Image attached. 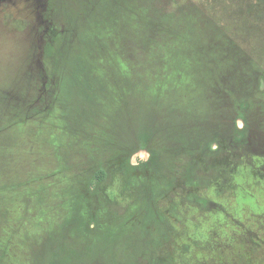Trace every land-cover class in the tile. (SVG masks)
Returning <instances> with one entry per match:
<instances>
[{"label":"rangeland","instance_id":"1","mask_svg":"<svg viewBox=\"0 0 264 264\" xmlns=\"http://www.w3.org/2000/svg\"><path fill=\"white\" fill-rule=\"evenodd\" d=\"M261 1L0 4V264H39L54 237L57 248L64 242L69 255L78 247L84 252L73 264H264V179L251 176L244 165L239 168L242 175L220 191L215 183L210 189H186L183 185L189 184L184 182L180 188L176 179L167 194L159 196L151 189L147 199L140 196L141 185L128 195L116 192L110 178L106 194L127 199L115 198L109 206L101 198L99 229L91 236L73 229L65 216L69 204L67 209L80 207L73 195L87 164L110 158L121 138L132 143L135 137L122 133L133 128L128 118L138 98H149L142 101L146 119L160 135L177 128L179 119L207 124L228 116L229 109L247 108V118L257 123L251 120L247 126L239 119L226 136L233 147L254 139L252 148L261 151H240L239 160H258L264 152L257 145L264 144V102L256 99L263 79L252 66L264 71ZM172 13L184 16L176 24L164 22L162 15ZM159 24L186 29L176 31L177 41L163 39L166 44L153 54L175 53L176 66L190 77L172 76L147 88L151 82L143 85L138 78L137 59L143 60L139 56L145 45L155 41L154 30L164 29ZM138 30L137 38L133 34ZM127 33L132 36L127 38ZM243 100L248 106L238 105ZM50 101L52 116L46 112ZM169 107L174 115L166 113ZM66 121L71 123L67 133L62 130ZM208 143L207 151H217L215 141ZM43 156L56 170L49 185L39 165ZM151 156L149 148H136L127 163L141 165ZM204 199L215 205L204 207Z\"/></svg>","mask_w":264,"mask_h":264},{"label":"trees","instance_id":"2","mask_svg":"<svg viewBox=\"0 0 264 264\" xmlns=\"http://www.w3.org/2000/svg\"><path fill=\"white\" fill-rule=\"evenodd\" d=\"M262 6H264V0L260 2L259 8ZM158 13L159 11L155 12V16H157ZM179 14L172 13L168 14L167 16L162 15V18L164 22L170 20L174 21L176 24V22L184 16L181 13ZM159 25L164 29L157 30L158 34L155 38L157 39V41L163 39L177 41L179 40L178 35L181 32L186 31V29L183 30V27L181 26H170L167 24ZM159 31H162L163 33ZM176 31H179V34H176ZM155 53L158 52L156 51ZM146 60L147 62H145ZM177 62L178 55H176L175 53H173V55L170 53L165 57L156 54L154 56H150L149 58L140 60L138 61V72L140 75V77L138 78L143 81V85H145L146 81L151 82L150 85L148 84L147 88H149L154 83L156 85H161V82H163L164 80H171L169 78L172 76H177L179 77V80H182V78L185 77V74L181 69H179L178 66H176ZM127 64L131 65V63ZM252 69V71L256 74H260V67L252 66ZM173 85H171V87ZM171 90L173 91V89ZM228 93H231V91L228 90ZM260 96L261 95L258 93L256 102L262 101V97ZM147 99L149 100L147 96L141 99L138 98L135 113L133 114L132 118H128V120L130 119V125H132L133 128L131 130L127 128L124 133H122L123 135L128 134L129 136H134L136 139V143L132 142L131 144H126L124 142V139L121 138L117 141V143H115L114 153L110 158L103 159L101 157H98L96 161L90 162V164H87L86 168L83 169L84 171L82 172V179L80 181L79 187L77 189V192L73 195L75 196L73 198V201L79 202L80 207L76 208V211L73 209H67L71 208V204H69L66 208L67 214L65 213V216L69 217V219H67L66 221L72 222L73 229L80 232L79 229L81 228L84 236L94 235V233L99 229L101 220L98 213L99 209L97 207V204L100 203L99 201H101L102 197L108 201L109 206H112V200L115 198L121 199L124 197L127 199V196H121L119 194H116L115 196L106 194V191L112 185H115L116 192H120L122 190L125 194L128 195H131V193H133V189L136 188L134 186L141 185L140 196H142L143 199H147L151 195V189L152 191H155L159 196L167 194L165 185L167 183H172L176 179L181 182V186H179L180 188L182 187L184 182L197 187H204L206 189H210L209 186L215 183L214 185H218L216 191H220V189L223 188V185L225 186L230 181H234L233 179L236 175H242V172L239 168L243 165L248 170V173L254 178L264 179V154L260 155L258 160H253V158H251L250 162H248L247 160H244V162H240L241 159L239 160V157L245 154V152L243 151L245 150V147L241 146V148H239L237 146H231L227 136H222L218 134L217 131H214L212 133L213 137L212 139H210V141H217V143L220 145L217 152H204L200 149H197L196 145L198 144V140L196 138L199 136V134H201V132H199V130L201 129V125L198 121H195L193 123L190 122L184 125V120L179 119V126L177 128L176 126H173L174 128H170L171 130L167 132V134L171 133V138H169V140L162 138V135L160 134L152 132L151 127L149 128L148 125L150 120H148V118L146 119V108L142 103L143 100ZM163 99L164 97L162 98V100ZM248 100L249 99H246L247 102H249ZM155 101H158V98ZM246 101H240L238 105L246 104V106H248ZM253 101L254 99L252 100V102ZM53 107L54 104H52L50 101V105L46 110V112L50 114V116L53 115ZM154 113L155 111H153L152 114L154 115ZM166 113L168 115L175 114L174 110L170 107L166 109ZM18 119H20V117H17L16 120ZM131 120L135 121L132 122ZM70 126L71 123L69 121L63 123V132L67 133ZM203 131L207 132V130L204 129ZM96 132L97 130H95L94 135H96ZM154 133L157 138L153 141ZM169 141L170 146L167 145ZM108 143H110V141H108ZM151 143L156 147V160L149 164L143 163L141 165L135 166L129 165L127 163V158L129 157L131 152H133L134 147L148 148ZM239 150L244 153L240 154L238 152ZM253 150L254 148H252L250 152H253ZM256 151L259 152L261 150ZM236 152H238V154ZM164 153H168L167 155L169 159L166 168L163 165V161L165 163L166 161L162 160ZM45 161L46 160L43 156L39 165H41L40 167L42 170L46 171L43 179L45 180L46 184L49 185L51 184L50 181H52L56 175V170H53L50 164H48L47 162L45 163ZM169 168L171 172H169ZM110 178H112L113 183L107 188ZM135 196L136 194L134 195V197ZM192 202L196 204V198H193ZM55 208H57L56 210H59L58 205H55ZM90 222L96 223L95 230L88 231V229L86 228V224H89ZM71 251H75V254L69 255L66 247L64 246V242H61L60 249H58L56 246V237H54L53 240H49L46 256L40 258L38 263L72 264L74 261L76 262L79 260V256L84 254V252H82L79 247L70 250V252ZM84 257L85 256L81 257L80 259Z\"/></svg>","mask_w":264,"mask_h":264},{"label":"flooded vegetation","instance_id":"3","mask_svg":"<svg viewBox=\"0 0 264 264\" xmlns=\"http://www.w3.org/2000/svg\"><path fill=\"white\" fill-rule=\"evenodd\" d=\"M10 0H4L3 2H1L0 1V4H3L4 2L5 3H10L9 2ZM156 17L157 16H155L154 15V17H153V20L154 21H156ZM154 23V22H153ZM153 23H152V25H153ZM152 25L150 26L151 28H152ZM154 32H155V34H156V30H154ZM159 32H162V31H159ZM163 33V32H162ZM128 35H130V36H127V38H130L132 35L131 34H129V33H127ZM133 36H136L137 38H138V36H139V30H138V32H137V34H133ZM157 36V35H156ZM154 38H156V37H154ZM154 40V39H153ZM122 41H123V39H122ZM137 41H139V40H137ZM231 40L230 39H228V42H230ZM151 42H152V40H151ZM161 42H164V41H162V40H159V41H156V39H155V41L154 42H152V43H148V44H146L145 45V47H144V49L142 50V52H141V54H140V56H139V58H141V59H146V58H149L150 56H154V54L153 53H155L156 52V50L155 49H159V46H163L164 44H166L165 42L164 43H161ZM245 52V51H244ZM245 54L247 55V59H250L251 60V57L249 56V54H247L246 52H245ZM138 60L139 59H137V62H138ZM127 61V60H126ZM134 62V61H133ZM145 62H147V60L145 61ZM185 74V76L187 77H190V73H188V72H186V73H184ZM260 74L261 75H259V79H263V87L262 88H259L260 90L261 89H263L259 94L261 95L260 97H262V102H264V71L262 70V69H260ZM200 82L201 83H203L201 80H200ZM260 82V81H259ZM155 101V100H154ZM229 109V108H228ZM261 110V109H260ZM228 116H226V117H220V118H217L216 117V120L213 122H210V123H207V124H205L207 121H204V120H202V121H200V125H201V129L199 130V132H201V134H199V136L196 138L197 140H198V144L196 145V148L197 149H200V150H202V151H206V152H208L206 149H208V146H209V143H208V141H210V139H212V133L214 132V131H217V133L218 134H220V135H222V136H226L227 134H229V133H231V131L233 130V132L235 131V128H234V125H235V122L237 121V120H239V119H242L244 122H245V124L247 125V126H251V120H253V119H250V118H247V115H248V113H249V111H248V109L247 108H242L241 106H238L237 108H236V110L234 111V112H232L230 109H229V111H228ZM250 115V114H249ZM249 117V116H248ZM162 120L161 118H155V119H153L154 121L155 120ZM130 120V119H129ZM255 120V122L257 123V120L256 119H254ZM254 120H253V122H254ZM184 125H186L187 123H190V122H188L187 120H184ZM258 123L259 124H262L261 122H259L258 121ZM207 128V129H206ZM203 129L204 130H207V132H204L203 131ZM202 130V131H201ZM252 131V130H251ZM234 135L235 134H233V137H234ZM157 138V136L155 135V133L153 134V141L155 140ZM162 138H164V139H168L169 140V138H171V133H169V134H164V135H162ZM228 138V137H227ZM229 139V138H228ZM213 141H215V140H213ZM250 143H248V144H239L237 147H240V146H243V147H245V150H243L244 152H250L251 151V147H252V145H253V142H254V139L252 140L251 139V137H250ZM132 142H136V139L135 138H133V141ZM216 143H217V141H215ZM252 143V144H251ZM152 144V143H151ZM168 146H170V141H169V143L167 144ZM257 145H259V147H261V149H263L264 148V144H257ZM217 146H218V149H217V151L219 150V144L217 143ZM250 147V148H249ZM137 147H134V149H133V151L136 149ZM149 149H150V151H151V154H152V156H151V158L150 159H148V161H146L145 162V164H149V163H152L154 160H156L155 158H156V147L153 145V146H151V147H148ZM137 149H139V148H137ZM210 151V150H209ZM217 151H215V152H217ZM264 151V150H263ZM212 152V151H211ZM239 153H240V150L238 151ZM238 152H236L237 154H238ZM253 152H257L255 149L253 150ZM235 153V154H236ZM131 154H132V152H131ZM130 154V155H131ZM168 153H164V156H163V158H162V160H165L166 161V163L163 161V165H164V167L166 168L167 167V165H168V162H169V159H168V155H167ZM264 154V153H263ZM169 172H171V170H170V168H169ZM171 183H167L166 185H165V188L167 189L168 188V186L170 185ZM189 186H194V185H191V184H189V185H187V184H184V187L187 189V187H189ZM224 186V185H223ZM134 194V193H133ZM203 203H205V205H204V207H210V206H214L215 205V203L214 202H212V201H205V199L203 200ZM197 204H199V203H197ZM95 224L96 223H93V227L92 228H90L89 227V224H86V228L88 229V231H92V230H95ZM73 264V263H72ZM157 264V263H156ZM163 264H166V263H163Z\"/></svg>","mask_w":264,"mask_h":264}]
</instances>
